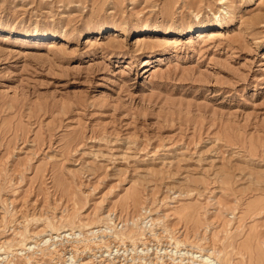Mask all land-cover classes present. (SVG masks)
I'll return each mask as SVG.
<instances>
[{"label":"rangeland","instance_id":"374dc122","mask_svg":"<svg viewBox=\"0 0 264 264\" xmlns=\"http://www.w3.org/2000/svg\"><path fill=\"white\" fill-rule=\"evenodd\" d=\"M205 253L264 264V0H0V264Z\"/></svg>","mask_w":264,"mask_h":264},{"label":"bare ground","instance_id":"6f19581e","mask_svg":"<svg viewBox=\"0 0 264 264\" xmlns=\"http://www.w3.org/2000/svg\"><path fill=\"white\" fill-rule=\"evenodd\" d=\"M75 228V227H74ZM75 232V231H74ZM72 233V232H71ZM91 233V232H90ZM140 233V232H139ZM112 235V234H111ZM110 235V236H111ZM117 236V235H116ZM116 236H112L111 238L113 239V238H116ZM77 237V236H76ZM174 244V243H173ZM144 245H146L145 243H144ZM70 248V247H69ZM70 250H72V249H70ZM187 250H189V249H187ZM67 251V250H66ZM73 251V250H72ZM85 251V250H84ZM78 252V251H77ZM206 254V253H205ZM207 256L206 257H203V258H200L201 259V261H199V260H195V256H193L192 255V257H190V258H185V259H182V260H180L179 262L177 261H175V260H173L172 259V264H220L218 261H216V258L213 256V253H209V254H206ZM198 257V256H197ZM202 257V256H201ZM196 259H198V258H196ZM218 259V258H217ZM159 261H160V259H159ZM158 261V262H159ZM156 262V261H155ZM154 263V264H161L160 262L159 263ZM167 264H170V263H167Z\"/></svg>","mask_w":264,"mask_h":264}]
</instances>
